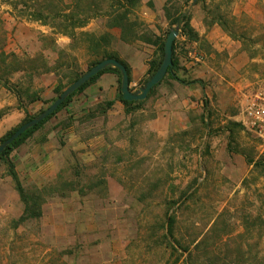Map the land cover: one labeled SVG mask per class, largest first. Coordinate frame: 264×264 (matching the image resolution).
Here are the masks:
<instances>
[{"label":"rangeland","instance_id":"1","mask_svg":"<svg viewBox=\"0 0 264 264\" xmlns=\"http://www.w3.org/2000/svg\"><path fill=\"white\" fill-rule=\"evenodd\" d=\"M102 1L100 8L107 10L109 0ZM193 1L184 0L180 12H203L205 21L216 23L222 36L217 37L219 49L201 42L206 56L194 68L205 88L185 114L188 122L170 124L162 137L154 131L149 136L141 128L142 121L155 116V97L161 95L164 84L180 93L167 75L148 97L125 112L130 114V141L119 158L122 175L106 179L103 170L73 160L74 152L54 154L57 145H65L63 134L57 136V143L40 137L41 130L62 120V107L0 158V264H164L167 253L151 241L163 234L160 226L169 216L167 208L177 216V238L189 240L203 232L204 245L213 255L228 250L235 260L243 253V216L251 215L254 230L260 225L258 217L264 220V149L239 122L244 93L264 81V0ZM9 8L0 5V15L6 18L5 53L13 52L19 60L32 59L39 70L30 78L12 77V83L20 82V101L15 92L0 85V102L17 101L14 108H0V142L48 107L57 90L61 92L90 68L101 47L111 43V35H97V29H79L65 43L39 29L40 24L3 14ZM130 12L133 31L141 39L148 36L146 32L154 33L141 13L163 11L155 8L153 0H137ZM89 23L91 28H112L104 15ZM102 35L108 40L95 44ZM133 37L126 35L128 40ZM152 50V58L160 56L159 50ZM45 144L52 160L39 169L35 157ZM11 169L28 197L29 212L40 211L39 217L19 220L26 207ZM110 187L121 191L107 202ZM71 189L78 192L71 193ZM72 194L93 197L96 206L85 209L82 202L64 204ZM53 200L61 204L52 206ZM223 231L229 235L221 239ZM261 234L258 250L264 260V226Z\"/></svg>","mask_w":264,"mask_h":264},{"label":"crops","instance_id":"2","mask_svg":"<svg viewBox=\"0 0 264 264\" xmlns=\"http://www.w3.org/2000/svg\"><path fill=\"white\" fill-rule=\"evenodd\" d=\"M184 0H153L155 8L161 9L163 12H142L141 18L154 33L162 37L166 36L165 32L169 29L170 21L180 14L181 6ZM189 13V24L197 39L190 40L186 35L179 31L175 38L174 56L177 65L174 70V76L182 80L183 83L170 77V82L179 89L180 93H175L168 90L167 84H164L161 95L156 98V110L154 117H150L142 121L141 128L146 131L147 135L162 137L167 135L171 125L174 123L186 124L188 121L185 114L192 109L194 104L204 92V84L197 78V70L194 68L196 61L202 60L206 55L201 49V42L211 43L215 49L218 47V36H222L220 27L214 23L209 25L205 21L203 12L193 11ZM7 15V14H5ZM9 16V15H8ZM20 21V20H19ZM23 22V21H20ZM27 22V21H25ZM31 23V22H30ZM38 24V23H37ZM91 23L82 30H95L97 35L108 32L111 35V43L101 47L102 50H107L115 53L129 68L130 87L133 90L140 88L142 82L149 78L148 62L152 59L153 46L136 37L132 40H123L122 32L119 27L91 28ZM42 31L51 33V28L44 25H38ZM139 31V30H137ZM138 32V34H140ZM59 40L69 42V37L64 35L53 36ZM224 38V36H223ZM239 48V46H237ZM200 57V59L198 58ZM50 75V74H49ZM119 76L112 70H106L100 73L92 80L84 89L76 92L68 104L62 111V117L67 120L58 119L50 126L46 127L43 132H39L40 137H46L49 141L55 140L57 136L65 141V145H57L54 154L64 152H74L77 156L72 158L86 165H94L97 169L103 170L105 178L121 176L120 160L122 152L130 141V131L127 124L129 115L125 114V106L119 97L118 83ZM5 91V90H3ZM7 95L10 93L7 91ZM17 101L15 98L7 102H0V108L8 105L14 108ZM110 103V104H109ZM14 109H11L13 112ZM143 109H138L137 112H142ZM171 124V125H170ZM138 127V126H136ZM3 128V127H2ZM0 128V135L2 134ZM56 137V138H55ZM50 145V144H49ZM62 146V147H61ZM48 144L43 146V152L36 155L39 169L44 167L52 160L51 150ZM64 147V148H63ZM75 160V161H76ZM93 167V166H92ZM109 198L114 199L115 194L121 191V188L116 190L109 188ZM71 193H77L76 189H71ZM116 199V198H115ZM57 201V199H56ZM79 204L83 203V207L94 208L97 201L89 196H75L69 200H64V204ZM50 203V202H49ZM61 201L51 202L52 206Z\"/></svg>","mask_w":264,"mask_h":264},{"label":"trees","instance_id":"3","mask_svg":"<svg viewBox=\"0 0 264 264\" xmlns=\"http://www.w3.org/2000/svg\"><path fill=\"white\" fill-rule=\"evenodd\" d=\"M136 1L137 0H109L110 3L107 4V10H103L102 8H100V4L103 2L102 0H0V5L6 4L8 7H10L9 10L3 12V14H7L10 17H13L20 21L33 22L48 26L51 28L52 36L64 35L71 38L75 37L79 29L86 27L91 19H95L99 16L104 15L108 19V25L110 27H119L122 32V39L128 41L126 35L134 36L133 38H136V34L133 31L135 24L132 20H130V15L132 14V12H130V7L135 4ZM189 17L190 16L188 12H181L176 17H174L170 21L169 29L165 32L166 36L171 28L177 26L179 27L180 32L186 35L190 40L197 39V35L189 24ZM4 22H6V18L0 15V85L7 87L9 90L11 89L13 92H15L20 101V82L12 83V77L16 74H20L25 78H30L38 73L39 68L32 59L19 60L16 54H14L13 52L5 53L4 46L7 33L3 28ZM146 33L148 36L146 38L143 37L145 34L141 36L142 41L147 44H151L153 47L160 51V56H154L148 62V75L150 77L158 69L162 62L166 36L162 37L151 32ZM152 38H155V40H153ZM106 39L108 40L106 36L102 35L95 42V44H98V41L106 42ZM174 48L175 44L173 43V66L171 71L167 72L165 76L168 75L183 83L182 80L174 76V70L177 65V61L174 56ZM97 57L98 58L90 64V67L100 60L106 58H115L125 65L129 75L128 66L122 60H120L115 53L107 50H102L97 53ZM9 58L10 60H8ZM106 70H112L119 76V97L125 106V112L128 113L130 111L131 105L142 101H126L122 99L120 91L121 73L117 68L108 66L104 70L91 77L73 93H71L52 114L22 133L9 146H7L2 153H0V158L8 154L13 148L18 147L21 143H23L24 140L29 137L36 129H38L44 122H46L51 116L55 115L62 107H65L76 92L84 89L100 73ZM147 80L148 79H145L142 82L141 86L144 85ZM19 81L21 80L19 79ZM153 88L149 91L147 97L149 96ZM57 92L60 94L62 91L60 92V90H57ZM34 100L35 99H30L29 101ZM13 131H10L6 135V138L9 137ZM6 138H4L3 140H5ZM10 174L14 180L16 190L25 203L26 207L23 215L19 218V220L23 221L28 217H39L41 215L40 211L35 213L29 212L28 197L25 195L22 184L19 181L16 172L11 169ZM167 212L169 216H167L166 222L162 226H160V228H162L163 234L159 235L151 241V243L154 244L153 246L160 247V250L167 253L168 256L164 260V264H213L216 259L217 261H221L218 262L219 264H263V257L261 256L260 250H258V247L262 244V240L260 241L262 237V228L264 226V220L262 217H258V219H260V225H258V227L254 230V226L252 227L249 222L251 215L246 214L245 216H243V253H239L240 255L237 254L235 256V260H232L233 256L229 254L228 250L227 253L223 255H213L207 249L206 245H204L205 239L203 237L205 234L203 232H200L189 240L177 238V216L175 212H173V210H170L169 208H167ZM225 233L226 232L223 231L219 238L222 239L223 236L229 235ZM256 234L258 238L254 239V236ZM238 239H242V236L239 235ZM228 242V240H224L223 245L228 246ZM147 248L150 249V245H147ZM200 248H202V250L197 251Z\"/></svg>","mask_w":264,"mask_h":264},{"label":"water","instance_id":"4","mask_svg":"<svg viewBox=\"0 0 264 264\" xmlns=\"http://www.w3.org/2000/svg\"><path fill=\"white\" fill-rule=\"evenodd\" d=\"M195 1L196 0H194L193 3H195ZM178 33L179 27L177 26L169 30L164 42V54L160 66L139 89L132 90V88L130 87L129 75L124 64H122L115 58H106L100 60L99 62L88 68L66 88H64L62 92L50 103V105L43 111H41L38 115L17 126V128L9 137L0 142V153H2L4 149L9 146L15 139H17L22 133L52 114L71 93H73L91 77L104 70L108 66L117 68L121 73L120 91L123 100H144L147 97L149 91L164 78L167 72L171 71L173 66V43Z\"/></svg>","mask_w":264,"mask_h":264},{"label":"built area","instance_id":"5","mask_svg":"<svg viewBox=\"0 0 264 264\" xmlns=\"http://www.w3.org/2000/svg\"><path fill=\"white\" fill-rule=\"evenodd\" d=\"M249 91L244 93L239 122L244 130L261 141L264 149V81L257 83Z\"/></svg>","mask_w":264,"mask_h":264}]
</instances>
